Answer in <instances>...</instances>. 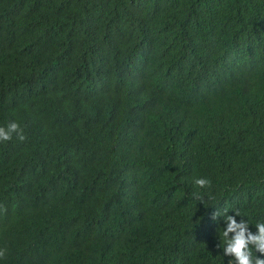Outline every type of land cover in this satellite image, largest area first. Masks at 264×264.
Segmentation results:
<instances>
[{
    "label": "trees",
    "instance_id": "16d2710c",
    "mask_svg": "<svg viewBox=\"0 0 264 264\" xmlns=\"http://www.w3.org/2000/svg\"><path fill=\"white\" fill-rule=\"evenodd\" d=\"M10 121L0 264H228L223 216L264 223V0H0Z\"/></svg>",
    "mask_w": 264,
    "mask_h": 264
},
{
    "label": "clouds",
    "instance_id": "9594fccd",
    "mask_svg": "<svg viewBox=\"0 0 264 264\" xmlns=\"http://www.w3.org/2000/svg\"><path fill=\"white\" fill-rule=\"evenodd\" d=\"M15 138L20 142L27 140L24 128L15 121H10L6 126H0V143L11 142ZM195 184L205 189L210 187L211 181L200 178ZM194 198L203 203V197L199 193H194ZM211 198V197H210ZM239 212L235 215H224L226 227L223 229V254L230 257L228 264H264V223H257V232L253 233L249 229V223L244 219L237 222L236 217H240ZM221 217L217 210L213 213L212 219ZM6 249H0V259L5 258ZM259 254V256L256 255Z\"/></svg>",
    "mask_w": 264,
    "mask_h": 264
}]
</instances>
